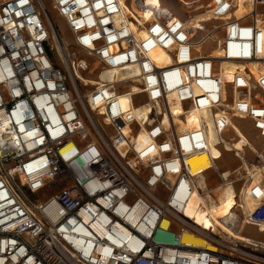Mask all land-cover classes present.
I'll return each instance as SVG.
<instances>
[{
    "label": "built area",
    "instance_id": "2783aa9c",
    "mask_svg": "<svg viewBox=\"0 0 264 264\" xmlns=\"http://www.w3.org/2000/svg\"><path fill=\"white\" fill-rule=\"evenodd\" d=\"M47 1L0 0V264H264V244L233 234L264 229V180H245L217 222L187 209L232 123L264 140V0H177L220 22L201 36L163 0ZM223 61L242 73L225 79ZM106 68L118 72L86 92L71 79ZM201 152L209 168L189 160Z\"/></svg>",
    "mask_w": 264,
    "mask_h": 264
},
{
    "label": "bare ground",
    "instance_id": "6f19581e",
    "mask_svg": "<svg viewBox=\"0 0 264 264\" xmlns=\"http://www.w3.org/2000/svg\"><path fill=\"white\" fill-rule=\"evenodd\" d=\"M182 1H184L185 4L191 3L190 2L191 0H182ZM240 5H242V4L240 3ZM246 10H248V6L240 8L236 12V15L242 14ZM185 12L187 14L186 15V19L188 20L187 23L189 24L190 27H193V28H195L196 26L198 27V25L201 24L200 22H207L210 20L207 13H194V14H192V13H189L188 11H185ZM124 13H125V10H124ZM259 25H263V24L259 23ZM61 41L64 44V46H66V43H67L66 39L64 37H62V38L60 37V38H57V47L58 48H59V44H61ZM154 53H155L158 60L162 59V51L155 50ZM211 54L213 56H220V52L218 49H213ZM231 64L233 65V64H237V63L228 62V61H223V63H222L221 74L225 79H226L225 73L229 69ZM242 69H243L242 66L237 65L233 68L232 73L241 74ZM113 72H118V71L117 70H114V71L108 70L106 68L105 70L100 72V74L98 76V77H100V79L97 77L96 78L85 77V76H83V74L81 72H76L75 75H72L71 79H72L73 83H75L77 88L79 89V83H80V85L86 84L88 86H94L98 82L106 81L107 79H109L111 77V75L113 74ZM122 103L124 105L130 104V100H129V98H127V95H125V94H122ZM132 107H133V109H137L138 106H135L134 104H132ZM178 108L179 107H178L177 103L173 104L172 110L174 112H177ZM232 125H233V128L237 134L235 135V139H233L231 142L225 143V147L232 150L233 152H235L236 156L239 157V158L237 157L239 159V161L242 162V164L239 167L236 166L235 167L236 169L233 170L234 173L236 172L238 174V178L234 181H231L227 177L223 182H219V183H216V185L209 186L207 184V182L205 181V175L211 171V170H208L205 175H201L197 179L196 189L194 191L192 199L190 200V202L188 204L187 209L189 210V212L195 216L196 220H198L199 222H203L206 225L209 222H211V220L214 222H217L218 221L217 217L227 215L231 212V211H229V212H226L223 214H219L217 207H218V205H221V206L226 205L227 203L233 201L234 198H236V196L238 194L237 190L235 189V185H234L236 181L246 180L249 183L250 181L264 180V147L262 149L263 151H260L259 148L257 149L255 144L249 139L247 134H245L241 130L240 126L237 123H232ZM210 137L212 138V140H215V136L212 132H211ZM138 138H139L140 144L145 142V137H144L143 133L140 132ZM215 148H217V147L214 145V143H212L209 153L212 156V158L214 159V162H213L214 167L218 168V165H217L215 158H214V155H213V150ZM245 148H250L254 152L257 153V156L259 158H261L260 159L261 163L259 165H254L253 163H252V165L249 164V161H247V159H245V156H244L245 151H246ZM189 160L192 163L200 164V168H202V169L209 168V166L212 165L211 160L209 159L208 155L205 152L195 154ZM231 172H232L231 170L225 169V170L221 171V174H222L221 176L226 177L229 174H231ZM243 172H244V175L241 174ZM235 200L237 201V198ZM245 204L248 207L251 206V202L249 200H246ZM244 228H245V226L242 227V229H244ZM241 230H240V232L233 233L236 236V238L246 240L249 242H258V243L264 244V241L258 240L259 238L258 239L252 238L251 236H248V235L242 233ZM261 231H264V229ZM181 238H182V241L190 242L195 247H206V248H212L213 247L211 244L207 243L200 236H195V235H192L189 233H184V234H182Z\"/></svg>",
    "mask_w": 264,
    "mask_h": 264
},
{
    "label": "rangeland",
    "instance_id": "374dc122",
    "mask_svg": "<svg viewBox=\"0 0 264 264\" xmlns=\"http://www.w3.org/2000/svg\"><path fill=\"white\" fill-rule=\"evenodd\" d=\"M202 2L205 4L207 2V0H202ZM163 3L167 7H169L171 10H173L175 13H177L178 15H181V16L187 15L185 12L186 9L177 0H163ZM47 7H48L49 12H50L52 18L54 19L55 24H56V26L60 32L61 38L64 37L66 39V41L69 42V35H68V32L66 30V27H65L62 19L56 14V12L53 9H51L50 3L48 1H47ZM218 23H220V22L209 20L207 22H203V23L199 24V25H201L202 29L198 30V32H197L198 36L203 35L205 33V31H210L213 28V26L217 25ZM215 34L220 37L222 34V30H216ZM211 45H212V43H211ZM74 50H76V49L74 48ZM76 55L77 56H83V57L86 56V54L84 52H81V51L79 53L76 52ZM51 56H52L55 64L62 67L61 59H60L58 52L56 50H54L51 53ZM88 59H89L91 65H93L94 59L92 57H89ZM237 65L238 64H233V65L231 64L230 67L228 66L229 69L227 68L228 70L225 73V77L227 80H229L231 78L230 76L232 74L233 68ZM82 74L85 77H92V78L97 77L100 79V77H98L99 74H96V73L91 74V73H89V70L82 72ZM92 88H93V86H88L86 84L80 85V83H79V89L82 92H86ZM236 123L241 127V129H243L245 131L244 133L247 134L249 139L255 144L256 148L257 149L259 148V150L261 151L264 147V140L255 135V133L249 127L248 122L245 120H236ZM224 150L221 147H217L213 150V155H214L215 161L218 165V168H217L218 170L212 169L210 172H208L205 175V181L207 182V184L209 186H213V185H216V183L221 182V180L224 177L220 178V174H221V171H223L225 169H229L232 171L231 174H229L228 176L232 177L235 175L233 170L235 169L236 166H238L240 161L237 157L234 156V155H236L235 152H233L232 150H230L226 147ZM245 150H246L245 151L246 156L249 160V164L252 165V163H253L254 165H259L261 163L260 159H257L255 157V154L252 153L250 150H248V148H245ZM226 151H228V152H226ZM241 174L244 175V172ZM244 181L245 180H240V181L235 182L234 185H235V189L237 190V192L239 191L240 187L243 185ZM237 207H238L237 201L233 200V201L227 203L226 205H223V206L218 205L217 209H218L219 214H223V213H226L229 211H233V210L237 209ZM241 231H242V233H244L248 236H251L252 238H255V239L259 238L258 240L264 241V231H258L254 227H245Z\"/></svg>",
    "mask_w": 264,
    "mask_h": 264
},
{
    "label": "crops",
    "instance_id": "0c3cea01",
    "mask_svg": "<svg viewBox=\"0 0 264 264\" xmlns=\"http://www.w3.org/2000/svg\"><path fill=\"white\" fill-rule=\"evenodd\" d=\"M235 156H236V155H235ZM244 156H245V154H244ZM238 158H239V157H238ZM245 159H247L246 156H245ZM241 164H242V162L240 161L238 167H239ZM235 169H236V168H235ZM235 199H236V198H234V200H235Z\"/></svg>",
    "mask_w": 264,
    "mask_h": 264
}]
</instances>
